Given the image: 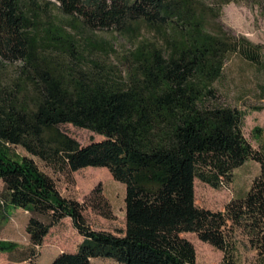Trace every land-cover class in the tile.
I'll return each mask as SVG.
<instances>
[{
  "label": "trees",
  "instance_id": "trees-1",
  "mask_svg": "<svg viewBox=\"0 0 264 264\" xmlns=\"http://www.w3.org/2000/svg\"><path fill=\"white\" fill-rule=\"evenodd\" d=\"M231 1L0 0V76L18 64L17 76L0 80V206L7 215L12 208L30 213L26 231L35 246L65 217L83 236L49 264H199L185 232L221 250L220 264H237L242 236L264 264V142L252 145L244 113L222 105L214 86L232 54L260 61L262 45L219 19ZM143 26L152 37L131 52L126 80L80 65L78 35L134 38ZM64 55L71 65L57 59ZM64 123L103 138L81 144ZM16 146L29 155L16 154ZM33 156L67 172L107 168L125 184V228L94 229L84 203L64 196ZM249 159L260 170L242 197L223 210L196 204V177L218 187Z\"/></svg>",
  "mask_w": 264,
  "mask_h": 264
},
{
  "label": "rangeland",
  "instance_id": "rangeland-1",
  "mask_svg": "<svg viewBox=\"0 0 264 264\" xmlns=\"http://www.w3.org/2000/svg\"><path fill=\"white\" fill-rule=\"evenodd\" d=\"M219 19L232 34L262 45L259 62H251L240 54H232L214 84L222 105L236 107L244 113V135L258 148L264 142V0H233L222 6ZM141 29L140 35L134 38L115 31L78 35L82 59L80 65L85 70L102 69L111 79L126 80L133 64L131 52L140 41L152 37L147 27ZM57 59L71 65L70 56L64 55ZM17 66H9L0 80L8 82L17 76ZM60 128L81 144L103 138L71 123L60 124ZM13 151L19 155H29L21 146L14 147ZM33 158L42 170L54 178L64 196L84 203V214L94 229L117 233L125 228V184L115 180L107 168L88 166L67 172L55 170L38 157ZM259 170V163L249 159L232 171L230 181L218 187L196 177V204L212 210H223L231 199L242 197L248 191ZM203 171L211 173L209 169ZM3 192L4 184L0 179V194ZM97 201H101L100 206ZM93 203L98 208L93 207ZM29 215L22 208L9 209L7 215L3 206H0V243L13 244L10 250H0V264H49L58 253L75 251L83 239L71 218L65 217L50 228L41 245L35 246L26 231ZM183 236L193 243L199 264H220L223 257L221 250L201 241L196 233L185 232ZM240 239L235 252L237 264H257V250L244 242L242 236ZM92 262L120 264L109 258H95Z\"/></svg>",
  "mask_w": 264,
  "mask_h": 264
}]
</instances>
